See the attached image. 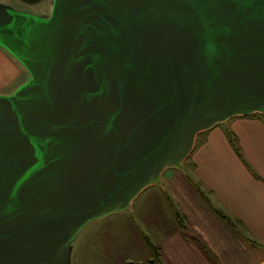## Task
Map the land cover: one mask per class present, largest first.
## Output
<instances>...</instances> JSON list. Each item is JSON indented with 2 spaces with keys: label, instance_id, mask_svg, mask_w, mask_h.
<instances>
[{
  "label": "water",
  "instance_id": "95a60500",
  "mask_svg": "<svg viewBox=\"0 0 264 264\" xmlns=\"http://www.w3.org/2000/svg\"><path fill=\"white\" fill-rule=\"evenodd\" d=\"M0 8L34 82L0 97V264L61 262L77 221L124 209L196 130L264 115V0H53Z\"/></svg>",
  "mask_w": 264,
  "mask_h": 264
},
{
  "label": "crops",
  "instance_id": "0c3cea01",
  "mask_svg": "<svg viewBox=\"0 0 264 264\" xmlns=\"http://www.w3.org/2000/svg\"><path fill=\"white\" fill-rule=\"evenodd\" d=\"M126 207L132 235L118 240L136 249L131 264H264V115L211 125Z\"/></svg>",
  "mask_w": 264,
  "mask_h": 264
},
{
  "label": "rangeland",
  "instance_id": "374dc122",
  "mask_svg": "<svg viewBox=\"0 0 264 264\" xmlns=\"http://www.w3.org/2000/svg\"><path fill=\"white\" fill-rule=\"evenodd\" d=\"M0 8L15 19L29 20L31 24H46L49 23L52 15L53 0L42 4L19 5L0 2ZM34 81L25 63L0 40V97L13 96L21 86ZM225 120L227 119L214 124ZM204 130L205 128L195 131L192 145L183 158L189 154L194 142ZM134 197L129 200V203ZM125 208L102 217H92L72 223L65 231L62 240V246L67 251L63 261L46 259L43 264H131L132 261L135 262L138 257L136 249L133 251L129 247H122L118 240L121 236L132 235L130 226L132 217ZM97 239L99 242L96 244ZM129 245L134 244L130 242Z\"/></svg>",
  "mask_w": 264,
  "mask_h": 264
},
{
  "label": "trees",
  "instance_id": "16d2710c",
  "mask_svg": "<svg viewBox=\"0 0 264 264\" xmlns=\"http://www.w3.org/2000/svg\"><path fill=\"white\" fill-rule=\"evenodd\" d=\"M146 242L149 244V242L146 240ZM150 245V244H149ZM151 246V245H150ZM152 247V246H151ZM153 248V247H152ZM153 250H154V248H153ZM156 253V252H155Z\"/></svg>",
  "mask_w": 264,
  "mask_h": 264
}]
</instances>
